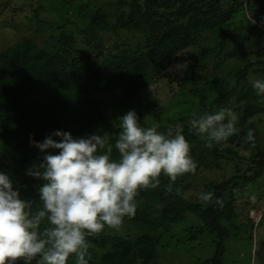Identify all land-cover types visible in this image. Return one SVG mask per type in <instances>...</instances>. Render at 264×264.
Segmentation results:
<instances>
[{
  "label": "trees",
  "instance_id": "1",
  "mask_svg": "<svg viewBox=\"0 0 264 264\" xmlns=\"http://www.w3.org/2000/svg\"><path fill=\"white\" fill-rule=\"evenodd\" d=\"M233 1L236 0H228L227 3L223 0H116L112 4L115 9L108 14L94 16L87 29L74 35L60 32L51 49L23 38L0 51V171L9 174L20 198L30 202L33 211L41 207L38 188L43 181L25 175L26 169L41 159L39 150L30 145V140L42 142L53 131L62 130L74 138L108 133L114 145L119 127L113 129L111 118H117L114 121L118 122L119 117L141 102L140 95L152 82L153 72L159 75L172 63L183 59L193 71L197 67V59H205L207 53L215 51V48L203 49L197 55L188 54V50L197 44L201 32L215 30L220 32L217 37L221 40L229 38L230 35L219 31L218 26L241 8L242 3ZM58 19L64 21L67 18L61 16ZM256 26L264 36V25L256 23ZM63 27L58 29L62 31ZM111 31L141 32L143 35L137 43H122L106 50L104 35ZM117 49L121 53L115 54ZM103 50L108 52V59L104 61L107 65L103 69H94L96 64L92 54L98 58ZM255 54L264 57L260 49ZM247 75L246 68L238 71L235 74L236 84L244 82ZM237 90H219L207 104H199L203 110L201 113H214L213 104L219 105L229 99L243 108L240 123L264 113L263 107L245 102L248 96L237 98L235 93L240 92ZM187 91L192 96L197 95L193 88ZM108 110L117 114L110 116ZM161 113L162 107L157 100L154 101V112L146 120L148 113L143 108L136 112L142 126L158 125V130L163 132L166 127L159 125ZM182 119L185 124L181 134L187 142L197 141L199 138L190 136L185 114H182ZM240 123L236 125L238 132L227 140L250 147L253 159L252 166H249L250 175L235 173L219 182L211 180L203 184L202 192H212V200L207 203L187 201L181 197L189 188L184 184L186 180L197 179L205 171L224 170L219 146L211 149L201 145L190 150L197 163L196 171L178 176L172 184V192L165 191L169 180L163 174L159 177L158 188L138 191L135 214L125 217L119 227L125 228L128 222L137 230V235L118 234L114 229L105 227L101 232L86 237L89 247L97 241L98 252V249L108 245L99 258L93 251L98 260L88 264H149L157 260L161 236L170 227L185 223L187 214L199 220V234L210 235L215 240L211 256L201 257L195 264H224L226 249L235 233L237 244L246 238L251 250L255 242L252 232L264 228V191L260 189L262 193L259 197L245 198V193L246 186L260 183L264 177V150L255 138L257 134L252 124L242 128ZM249 128L253 130L255 147L245 140ZM11 144L14 149L12 154L9 151ZM112 156L118 158L114 147ZM262 182L264 184V180ZM217 198L220 204L216 203ZM257 205H262V210H258ZM252 209L261 213L257 222L249 216ZM198 226H195L194 232ZM195 227L191 226L187 234L194 233ZM259 243L263 248L264 241L259 239ZM232 246L235 248L233 243ZM16 264L25 262L20 259ZM28 264H36V259Z\"/></svg>",
  "mask_w": 264,
  "mask_h": 264
},
{
  "label": "clouds",
  "instance_id": "2",
  "mask_svg": "<svg viewBox=\"0 0 264 264\" xmlns=\"http://www.w3.org/2000/svg\"><path fill=\"white\" fill-rule=\"evenodd\" d=\"M252 88L264 94V77L254 79ZM238 115L231 108L205 112L190 121L198 135L205 136L211 148L238 132ZM119 133L113 143L108 133L74 138L55 130L42 142L30 140L41 159L29 166L25 175L43 181L38 188L41 207L20 198L9 174L0 171V264H88L87 236L105 227L119 229L125 217L136 211L139 190L156 189L159 177H168L166 192L178 176L195 173L197 163L190 155L184 135H171L159 126L144 127L134 110L118 118ZM245 140L255 147L253 130ZM113 147L118 158H113ZM212 192H200L197 199L207 203ZM217 204L221 201L217 198ZM47 221L42 230L40 225ZM38 257V259H37Z\"/></svg>",
  "mask_w": 264,
  "mask_h": 264
},
{
  "label": "rangeland",
  "instance_id": "3",
  "mask_svg": "<svg viewBox=\"0 0 264 264\" xmlns=\"http://www.w3.org/2000/svg\"><path fill=\"white\" fill-rule=\"evenodd\" d=\"M116 0H0V51H4L23 38H29L37 45L43 48L51 49L60 32L74 35L77 32L87 29L92 23L94 16L111 12L115 7L112 4ZM227 3L228 0H223ZM63 2V4H61ZM233 2L242 3L241 8L223 24L218 26L219 31H225L229 38L221 40L217 37L215 30L201 32L197 37V44L188 50L189 55H197L201 50L215 51L207 53L205 59H197V67L191 71L185 59L172 63L165 72L151 75L152 82L144 89L140 95L141 102L134 104L132 110L135 112L142 109L148 113V117L154 112V101L157 100L162 107L159 125H164V133L176 135L181 134L185 121L182 114L186 116V123L189 125L190 136L199 138L195 142H188L190 150L205 146L207 140L205 136L198 135L191 128L190 121L197 119L201 113L200 103L207 104L209 100L217 95L219 90L238 89L235 93L237 98L249 97L245 102L255 104L264 108V94L257 95L252 88V81L264 77V57L257 56L255 51L264 52V36L257 29L256 23L264 25V0H236ZM225 9L227 5L225 4ZM63 17L66 20L60 21ZM113 21V19H112ZM64 26L62 31L58 29ZM260 34V35H259ZM141 32L114 33L113 31L104 35L105 47L111 49L114 45L122 43L133 44L142 39ZM108 39V40H106ZM137 43V42H136ZM82 50V49H78ZM102 51L98 58L94 57V69L105 68L104 61L108 59V52ZM106 51V52H105ZM104 53L106 56L104 57ZM120 49L115 51L119 54ZM234 53V56L232 54ZM102 61V62H101ZM90 68L93 70L91 64ZM247 69V76L244 82L236 84L235 74ZM108 73V72H106ZM158 77V78H157ZM192 78V79H191ZM193 88L198 96H192L187 89ZM237 90V91H238ZM242 90V93H241ZM240 93V96H239ZM252 98L254 100H252ZM205 99V100H203ZM111 107V106H110ZM214 112L220 108H231L239 117L242 114V106L235 104L233 99L225 103L213 104ZM108 115L113 116L115 111H109ZM112 127L117 128V118L113 117ZM110 120V122H111ZM252 124L256 140L264 150V113L254 115L246 120V123H240V127L245 128L246 124ZM196 140V139H195ZM200 141V142H198ZM214 146L222 149L223 158L220 160L224 170L205 171L200 173L197 179L186 180L184 184L188 189L181 195L187 201L198 203L197 194L203 191V184L211 180L220 181L223 178H229L232 174L250 175L252 166L251 149L236 142L225 140ZM211 147V149H213ZM13 145H10L9 151H13ZM254 183L246 186V197L259 195L264 191L262 184ZM261 189L262 192H259ZM253 190V191H252ZM248 191V192H247ZM258 210H262V205H257ZM250 218L257 222L260 219V211L254 209L249 212ZM125 222V221H124ZM199 220L190 214H187V221L183 224L170 227L166 230L164 236H161L158 244L159 258L149 264H195L199 258L211 256L214 250V241L212 236L199 234ZM42 228L47 226V221L41 223ZM129 229H114L118 234L130 233L135 236L137 230L128 222L125 223ZM193 226L198 229L194 233L187 234L188 229ZM137 235V234H136ZM241 235V234H240ZM237 234L229 241L226 249L224 264H264V245L263 248L259 239L264 241V228L260 227L256 232H252L254 244L251 250L247 246V239L244 238L238 244ZM232 243L235 248H233ZM97 241H94L89 247L88 255L85 257L89 262L96 263L99 256L108 248H101L97 251ZM93 251L98 254V258L93 255ZM256 251V254L254 252ZM245 261V259H247ZM199 262V261H198ZM67 264H76L75 256L68 258Z\"/></svg>",
  "mask_w": 264,
  "mask_h": 264
}]
</instances>
